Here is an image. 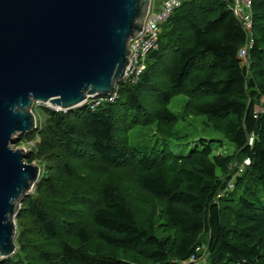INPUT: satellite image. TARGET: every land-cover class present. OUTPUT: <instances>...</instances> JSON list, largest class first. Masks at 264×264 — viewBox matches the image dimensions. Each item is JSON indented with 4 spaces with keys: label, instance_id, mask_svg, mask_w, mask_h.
Instances as JSON below:
<instances>
[{
    "label": "trees",
    "instance_id": "trees-1",
    "mask_svg": "<svg viewBox=\"0 0 264 264\" xmlns=\"http://www.w3.org/2000/svg\"><path fill=\"white\" fill-rule=\"evenodd\" d=\"M252 1L255 44L247 58L239 56L246 32L225 0H188L161 27L139 83H121L115 103L67 114L42 106L36 130L26 133L36 145L25 162L56 160V175L44 173L42 196L24 199L18 251L0 264H181L199 257L203 244L205 264H264V113L256 112L264 108V0ZM180 95L179 117L169 105ZM187 115L206 116L239 152L238 163L250 159L227 197L218 200L231 177L222 181L218 172L229 170L234 155L212 156L206 144L179 158L167 147L173 125ZM153 123L160 127L154 146L127 143L134 126ZM91 164L104 173L132 166L137 191L155 198L165 232L174 234L157 236L144 219L148 209L138 212L120 191V173L89 187L82 168ZM101 247L132 252L137 263Z\"/></svg>",
    "mask_w": 264,
    "mask_h": 264
},
{
    "label": "water",
    "instance_id": "water-1",
    "mask_svg": "<svg viewBox=\"0 0 264 264\" xmlns=\"http://www.w3.org/2000/svg\"><path fill=\"white\" fill-rule=\"evenodd\" d=\"M151 0H0V259L16 252L18 203L41 169L15 150L35 103L73 110L122 83Z\"/></svg>",
    "mask_w": 264,
    "mask_h": 264
},
{
    "label": "rangeland",
    "instance_id": "rangeland-1",
    "mask_svg": "<svg viewBox=\"0 0 264 264\" xmlns=\"http://www.w3.org/2000/svg\"><path fill=\"white\" fill-rule=\"evenodd\" d=\"M149 62H150V58H147V65L149 64ZM185 101L186 98L184 96L181 95L176 96L169 105V109L180 117L182 116V113L185 110L184 107ZM261 102H263V100H261ZM42 108H43L42 105L39 103H35L32 107V110L36 115L38 121L40 120V118L43 117L41 110ZM185 117H186L185 119L181 118L178 123H175L173 125L171 129L173 133V137L170 139V141H168L167 147L169 148L171 153H173L179 158H191L195 152H202L204 145L206 144L211 145L212 156L234 155L236 160L229 167V170L225 174L221 173L220 171L218 172V175L222 181L226 179L228 181V177H231L230 180L227 182V185L228 186L230 185V188L227 189V185H226V187L222 191H220L221 197L220 198L218 197V200H220L222 197H227L228 193L234 190L237 177L242 175L245 167L247 166L245 164V160L241 163H238L241 159V157L238 156L239 152L235 149V147L223 134L217 131V127L213 123H210V121L207 119L206 116L187 115ZM36 127H37V122H36ZM159 131H160V127L156 123L155 124L153 123L152 125H148V126L136 125L126 134L125 139L127 143L132 147H145V146L151 147L155 145L156 143L155 133L159 134L160 133ZM13 141H16V143L14 142L11 144L12 148L15 150L24 149L26 151V155L32 152L33 151L32 149L36 145L35 141L27 140L26 134H22V135L18 134L14 136ZM57 152L62 154L60 150H57ZM60 160H63V158H61ZM54 161L56 160L48 159L45 161L46 165H44L41 162V167L35 161H32V163H28V164H35V165L37 164L40 167L41 169L39 176L40 179L43 178L44 173H48L51 175V177L55 178L56 171L55 169L51 168V166H57V164ZM73 162L79 163L80 161L74 160ZM78 167L79 165L76 164L74 166V169L77 170ZM82 169L87 170V173L91 176L90 177L91 182L89 184V187H92V189H94V187L95 188L100 187L101 184H103L104 181L107 180L108 175L112 176L114 173H120V177H121L120 191L131 199L132 205L138 212L142 213L143 211L148 209V212L146 213L144 219L146 220L149 218L155 223L157 236L165 237L169 234L171 235L174 234V231L172 230H170L169 233L165 232L166 228L164 227L165 221L163 219V214H164L162 212L163 208L157 207L156 209H153V205L156 201L155 198L145 196L144 194L137 191L135 187L134 172L132 170L133 169L132 166L124 167V170H120V171H115L112 168H105L106 169L105 173L101 172V169H97V166L95 164L84 166ZM104 175H106V177ZM82 176H87L86 172ZM231 185H233L234 188L231 187ZM42 189L43 187H41V184L37 182L34 185L33 189L29 193H27V196H25V198L28 197L29 195L42 196L41 193ZM240 192L241 190L239 189L237 192L233 194H235V197H238ZM230 195L228 197H230ZM23 201L24 200H21L20 203H18V211L16 212V216L14 218L16 222V226H17V220L21 215L24 214L22 210L23 206H21ZM25 218H27V216H25ZM25 218L23 219L29 221L28 219ZM17 232H18V228L16 229V237H17ZM16 237H15V241H16ZM207 239L208 236H204V241H206ZM97 247L98 244H94L91 247V251L92 252L98 251L99 248ZM202 247H204L205 250L202 248V250L199 251L198 255L199 258H203V264H205V258H206L205 244H203ZM16 251H18V248H16ZM100 251L103 254L113 253L114 255L120 258H125L133 262H136L135 261L136 256L132 252H126L124 250H117L114 252L107 247H101ZM14 254L12 256H15ZM8 258H1L0 261ZM35 264H41V263L35 262Z\"/></svg>",
    "mask_w": 264,
    "mask_h": 264
},
{
    "label": "built area",
    "instance_id": "built-area-1",
    "mask_svg": "<svg viewBox=\"0 0 264 264\" xmlns=\"http://www.w3.org/2000/svg\"><path fill=\"white\" fill-rule=\"evenodd\" d=\"M185 1L188 0H151L141 33L129 40L128 47L130 53L122 83L131 85L139 83L147 69V58L149 54L159 47L161 27L175 14ZM225 1L229 4L230 10L238 18L246 32L247 39L243 47L239 50V56L241 58H247L250 49L253 48L255 44V39L253 37V1ZM120 84H118L109 95L95 94L88 96L80 107H89L92 110H96L105 104L115 103L119 98ZM38 103L56 113L67 114L71 111L60 106L52 105L49 102ZM256 112L264 113V108L259 106ZM253 141L254 137L252 136L250 138V143L252 144ZM245 164H250L249 158L245 159ZM231 187H233V185H231ZM229 188L230 185H227V189ZM218 197H221V192L218 194ZM181 264H203V258H199L196 254H193L188 260L181 262Z\"/></svg>",
    "mask_w": 264,
    "mask_h": 264
}]
</instances>
